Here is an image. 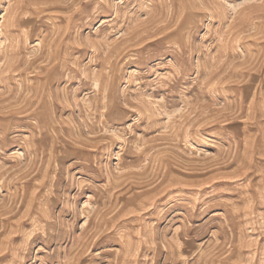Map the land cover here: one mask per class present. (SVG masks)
<instances>
[{"label":"rangeland","instance_id":"rangeland-1","mask_svg":"<svg viewBox=\"0 0 264 264\" xmlns=\"http://www.w3.org/2000/svg\"><path fill=\"white\" fill-rule=\"evenodd\" d=\"M0 264H264V0H0Z\"/></svg>","mask_w":264,"mask_h":264},{"label":"bare ground","instance_id":"bare-ground-1","mask_svg":"<svg viewBox=\"0 0 264 264\" xmlns=\"http://www.w3.org/2000/svg\"><path fill=\"white\" fill-rule=\"evenodd\" d=\"M17 17V16H16ZM21 107V106H20Z\"/></svg>","mask_w":264,"mask_h":264}]
</instances>
